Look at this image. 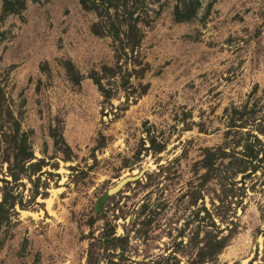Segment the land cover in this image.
<instances>
[{
  "label": "rangeland",
  "instance_id": "rangeland-1",
  "mask_svg": "<svg viewBox=\"0 0 264 264\" xmlns=\"http://www.w3.org/2000/svg\"><path fill=\"white\" fill-rule=\"evenodd\" d=\"M0 264H264V0H0Z\"/></svg>",
  "mask_w": 264,
  "mask_h": 264
},
{
  "label": "water",
  "instance_id": "water-1",
  "mask_svg": "<svg viewBox=\"0 0 264 264\" xmlns=\"http://www.w3.org/2000/svg\"><path fill=\"white\" fill-rule=\"evenodd\" d=\"M148 168H142L137 174L126 176L122 179H120L113 187L109 188L107 191H105L101 197L98 200V207L101 208L104 201L109 198L110 196L116 194L118 191H120L126 184L130 182H134L138 179H140L145 172H147Z\"/></svg>",
  "mask_w": 264,
  "mask_h": 264
},
{
  "label": "trees",
  "instance_id": "trees-1",
  "mask_svg": "<svg viewBox=\"0 0 264 264\" xmlns=\"http://www.w3.org/2000/svg\"><path fill=\"white\" fill-rule=\"evenodd\" d=\"M193 16V9H189L185 15H182V18L183 19H189V18H192Z\"/></svg>",
  "mask_w": 264,
  "mask_h": 264
}]
</instances>
